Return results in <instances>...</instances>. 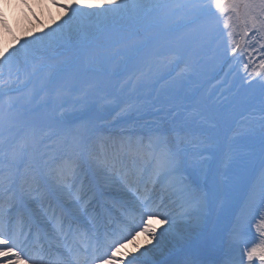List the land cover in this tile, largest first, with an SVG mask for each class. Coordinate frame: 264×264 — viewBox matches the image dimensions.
<instances>
[{"label":"snow or ice","instance_id":"obj_1","mask_svg":"<svg viewBox=\"0 0 264 264\" xmlns=\"http://www.w3.org/2000/svg\"><path fill=\"white\" fill-rule=\"evenodd\" d=\"M52 4L67 17L54 34L66 43L76 38L70 62L22 68L20 55L26 57L29 45L43 43V37L24 43L14 37L19 48L13 51L11 45L0 47V264H134L142 247L146 252L148 245L155 247L164 233L174 230V209L188 218L192 230L180 236L160 264H264V102L258 120L260 163L246 175L253 153H241L236 141L255 138L247 117L221 128L196 110L176 106L169 109V127L122 137L109 155L92 149L98 130L90 123L75 130L38 129L31 105L39 93L28 89L32 77L44 71L49 81L80 79L86 92L106 78L121 81L125 76L121 90L154 89L164 79L152 74L154 63L163 64L170 76L185 55L202 54L217 31L221 58L243 62L246 72L257 60L264 69V0ZM93 21L113 28L94 29ZM0 28L9 31L2 12ZM189 67L185 63L177 75ZM53 137L54 143L45 144ZM41 145L44 150L37 157ZM85 164L95 180L89 179ZM241 183L245 187L237 220L251 215L259 239L243 240L234 228L229 241L236 244L238 255L209 259L218 251L215 236L199 229L219 196L234 193ZM98 184L115 186L118 192L101 203ZM141 235L143 246L137 244ZM129 244L132 252L125 247Z\"/></svg>","mask_w":264,"mask_h":264},{"label":"rangeland","instance_id":"obj_2","mask_svg":"<svg viewBox=\"0 0 264 264\" xmlns=\"http://www.w3.org/2000/svg\"><path fill=\"white\" fill-rule=\"evenodd\" d=\"M115 27H119V24ZM112 28L113 25H108L105 30ZM102 34L103 32H100V35ZM214 35L215 39L202 54L197 56L185 55L184 62L170 76L167 75L168 69L163 64L154 63L151 69L152 74L164 76V79L154 89L129 86L121 90L119 85L123 79H126L125 76L121 77V81L106 78L99 88L86 92L80 79L69 81L53 79L49 81L47 71L37 73L28 84L29 90L34 89L39 93L31 105L34 109L31 119L38 118L36 125L38 129L44 132L50 129L58 130L72 121L75 116L80 115H84L90 120L88 121L90 124L98 125L100 128H107L117 121L114 128L109 127V130L104 132H96L93 137L92 141L101 137L103 144L108 145L107 135H114L120 140V137L146 133L150 128L169 127L171 118L169 109L176 106L181 108L187 106L189 110H196L205 118L215 121L221 128L225 126L234 127L235 121L242 116L247 117L256 130L255 138L240 137L236 141V147L241 153H246L248 150L253 153L250 165L246 169V175H251L260 163L258 120L261 115L262 102H264V69L258 67L259 61L257 60L256 65L250 67L246 72L243 68V62L231 57L227 60L221 58L218 55L222 51L221 33L217 31ZM73 54L74 50L68 62L73 59ZM55 61L56 58L51 57L46 66L52 68L59 66L56 65ZM185 63L190 67L181 75H177L185 68ZM254 70L260 75H249ZM60 88L66 90L58 91ZM60 121L68 122L62 123ZM54 141L55 137L48 143H54ZM101 147L92 149L99 152ZM56 150L60 151L59 146H56ZM38 155L36 154L37 157ZM84 167L88 170V176L92 174L87 164ZM244 187V183H241L234 193H222L219 196L221 199L219 208L216 213L213 210L208 219L211 223L215 215L221 212L222 217L219 220L216 235L223 234L225 226L226 231H232L234 228L236 230L245 229L246 231L248 227L256 230L254 226L256 221L252 220L251 215L237 220ZM111 188L117 189L115 186ZM174 220V230L164 233L160 240L168 242L173 239L178 240L180 234L176 232V229L184 235H187L192 229L188 218H181L177 214ZM156 225L158 228L160 227L158 221ZM204 234H207V231H204ZM253 239L258 240L259 237L252 235L250 241ZM137 241L144 245L145 237L141 235ZM129 246L132 249V245L129 244ZM129 251L131 252V250ZM154 261L153 256L145 254L136 258L134 264H151ZM256 264L259 262L257 261Z\"/></svg>","mask_w":264,"mask_h":264},{"label":"bare ground","instance_id":"obj_3","mask_svg":"<svg viewBox=\"0 0 264 264\" xmlns=\"http://www.w3.org/2000/svg\"><path fill=\"white\" fill-rule=\"evenodd\" d=\"M59 2H63V0H59ZM0 12L3 13V16L6 19L9 27V31H5L3 28H0V47L11 45L12 47H10L9 50L13 51L15 48H19V44L15 43L14 37L20 38V43H24L25 40L34 41L37 37H43V43L34 42L29 45L26 57L24 55H20L19 64L22 68L27 66L30 71V68H32V66L34 65H47L51 57L56 58V65H62L64 62H68L70 60L72 52L75 48L76 38L74 37L71 42L66 43L59 37L58 34H54L58 32L57 25L63 24L64 20L67 19V17L64 15L63 9L52 4V0H0ZM93 28L105 30L108 28V25L106 26L104 24H98L96 21H93ZM21 51L23 52V50ZM89 75L90 77L92 76V74ZM32 120L35 124H37L39 119L34 118ZM88 121L90 120L87 119L84 115H80L78 117L75 116V118L72 121H69V123H67L68 121L60 122L67 123L63 125V128L75 130L78 126L89 123ZM114 123L115 124L113 125L107 126V128H100L98 125L95 126V124L91 125L94 126L98 130L97 133H99L109 130V127L114 128L117 124V121H115ZM107 139L108 141H114L117 138L114 135H107ZM100 140H102L101 137L97 138L95 141H92L91 143L94 144H91V147H95V149H97L98 146L101 145V143L99 142ZM48 142L50 141L46 139L45 144H48ZM113 145L117 147L116 145H118V143H110L109 149H112ZM43 150L44 146L41 145L36 154H39V152ZM57 152L59 154L60 151ZM106 153H108V149ZM218 201L219 198L217 200V203ZM215 217L216 218H214L211 223H209L210 220H208L202 226V228L199 229V231L202 233L204 231H207L208 234H214L215 236L218 222L222 217L221 212L215 215ZM176 232L179 233L180 236L184 235L180 230L176 229ZM178 240L173 239L170 242L160 240V243L155 247L153 245H148L146 251L148 253H146L142 247L141 252L136 254V258L148 254L149 256H153V258L155 259V261L151 264H160L161 261L166 259L165 255H167V253H169L177 245ZM137 244L143 246V244H141L139 241H137ZM222 245H224L225 247L227 246L226 240L222 243ZM132 251L133 249H131V252Z\"/></svg>","mask_w":264,"mask_h":264}]
</instances>
